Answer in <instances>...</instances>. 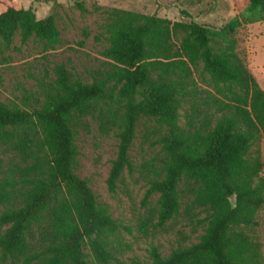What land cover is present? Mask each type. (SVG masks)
I'll return each mask as SVG.
<instances>
[{
    "label": "trees",
    "instance_id": "1",
    "mask_svg": "<svg viewBox=\"0 0 264 264\" xmlns=\"http://www.w3.org/2000/svg\"><path fill=\"white\" fill-rule=\"evenodd\" d=\"M248 7L264 16V0H249ZM104 13L102 56L110 65L104 78L75 80L60 65L40 106L0 100V264H112L130 249L121 234L129 229L75 171L86 117L119 141L110 193L133 169L130 153L146 119L155 123L154 145L164 157L143 204L159 195L152 217L163 226L181 215L180 187L187 184L188 212L207 214L198 243L168 256L153 246L150 262L128 264H263L260 243L245 230L264 205V163L250 157L264 142V89L237 52L242 21L214 30L122 9ZM18 36L22 45L35 38L47 49L61 42L54 15L38 19L32 8L8 7L0 13V64ZM200 67L211 91L198 85ZM8 152L19 162H6Z\"/></svg>",
    "mask_w": 264,
    "mask_h": 264
},
{
    "label": "rangeland",
    "instance_id": "2",
    "mask_svg": "<svg viewBox=\"0 0 264 264\" xmlns=\"http://www.w3.org/2000/svg\"><path fill=\"white\" fill-rule=\"evenodd\" d=\"M78 3H83V12ZM249 0H0V13L8 7L32 8L38 19L50 15L56 17L61 32V42L54 48L32 38L22 45L15 38L8 57L0 64V100L10 106L32 110L40 104L43 96L57 78L56 68L64 65L73 79L93 82L102 79L110 68L102 51L107 46L103 25L112 9H122L145 15H156L172 21L196 22L214 30H221L234 18L242 21L235 38L237 52L264 89V16L259 9L248 7ZM100 7V11H96ZM202 67L196 71L198 85L211 91L209 77H203ZM205 96V94H203ZM184 110L181 114L184 115ZM184 122V117L181 119ZM154 122L143 119L131 150L132 170H126L116 193H110L107 179L112 161L117 157L118 139L112 133L103 134L99 122L86 117L79 127L77 145L79 150L76 173L89 182L99 203L107 206L112 217L129 230H122V240L130 246L119 255V262L128 264L132 259L150 262V251L157 247L163 256H168L179 247H189L200 241L205 233L207 214L195 209L187 210L192 199L190 187L182 184L183 209L181 215L159 226L156 217L159 195H154L149 205L143 201L150 181L157 177L162 167L161 146L154 145L159 134ZM260 157L264 163V142L258 141L250 151V157ZM6 162H19L11 153L4 155ZM264 178V168L261 173ZM152 219V220H151ZM261 245L264 264V205L259 211L257 224L245 230Z\"/></svg>",
    "mask_w": 264,
    "mask_h": 264
},
{
    "label": "water",
    "instance_id": "3",
    "mask_svg": "<svg viewBox=\"0 0 264 264\" xmlns=\"http://www.w3.org/2000/svg\"><path fill=\"white\" fill-rule=\"evenodd\" d=\"M231 200L234 201V196L231 197Z\"/></svg>",
    "mask_w": 264,
    "mask_h": 264
}]
</instances>
